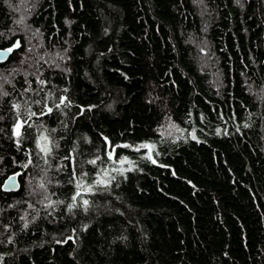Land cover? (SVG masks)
<instances>
[{
  "label": "trees",
  "instance_id": "16d2710c",
  "mask_svg": "<svg viewBox=\"0 0 264 264\" xmlns=\"http://www.w3.org/2000/svg\"><path fill=\"white\" fill-rule=\"evenodd\" d=\"M17 41L0 264H264V0H0Z\"/></svg>",
  "mask_w": 264,
  "mask_h": 264
},
{
  "label": "snow or ice",
  "instance_id": "6c2138e0",
  "mask_svg": "<svg viewBox=\"0 0 264 264\" xmlns=\"http://www.w3.org/2000/svg\"><path fill=\"white\" fill-rule=\"evenodd\" d=\"M17 47H19V42L18 41H17L16 44H14L12 47L6 49L5 51L8 52V53H11L13 51V49L17 48ZM41 83H43V82H41ZM5 95H6V93H5ZM65 99L66 98H62L61 103H63ZM37 103H39V101H37ZM16 107H19V105H16ZM51 111H52V109L48 108V112H51ZM42 114H44V113H42ZM22 127H23V124L21 122H17L16 123V126H15V129H16L15 134H16V136H18V137L20 136V134H21L20 133V129ZM47 139H48L47 137H44V136L41 137V140H43L45 142L47 141ZM193 139H195L194 135H193ZM117 147H121V146H117ZM123 147H131V146L130 145H123ZM140 147L147 148V149H149V151H151V149L153 148V145L143 144ZM136 150L138 151L139 149H136ZM41 151L47 152V151H50V149L45 144V145L41 146ZM114 151H115V148H113L112 151L108 153L109 159H112ZM148 158L151 159V156H149ZM97 159H99V157H97ZM96 162L97 161L95 159L92 160V161H89V163H91V164H96ZM152 162L155 163L154 160ZM29 163H31V161H29ZM125 163H131V162L128 161L127 157H122L119 160V164L123 165ZM23 166L27 167L28 165L25 164ZM113 171H121L122 172V169H113ZM17 175H19V173H17ZM12 179H13V177H9V180H12ZM111 179H114V177H110L109 172L106 169H103V170H101L100 173L97 174V176L95 178V181H94V185L103 186V187L106 188L108 186V184L111 182ZM77 187H78V189L83 187L85 191L91 192L93 185L78 184ZM76 195L77 196L80 195V192L77 191ZM75 199H76V196H73V200H75ZM88 203L89 202L87 200L83 201L84 205H87ZM25 226H27V225H25ZM69 239H71V237Z\"/></svg>",
  "mask_w": 264,
  "mask_h": 264
},
{
  "label": "water",
  "instance_id": "95a60500",
  "mask_svg": "<svg viewBox=\"0 0 264 264\" xmlns=\"http://www.w3.org/2000/svg\"><path fill=\"white\" fill-rule=\"evenodd\" d=\"M7 48H4V49H0V62L6 60L7 56L10 54L8 52H6ZM18 122H21L20 120ZM22 123V122H21ZM16 130V129H15ZM113 149V148H112ZM112 151V150H111ZM111 151H107V155L109 152ZM109 157V156H108ZM9 177H13L12 180H9ZM19 186V182L17 180V174L14 173V174H11L9 175L3 182L2 184V188L4 190H16Z\"/></svg>",
  "mask_w": 264,
  "mask_h": 264
},
{
  "label": "rangeland",
  "instance_id": "374dc122",
  "mask_svg": "<svg viewBox=\"0 0 264 264\" xmlns=\"http://www.w3.org/2000/svg\"><path fill=\"white\" fill-rule=\"evenodd\" d=\"M147 144H149V143H147ZM108 151H111V150H108ZM147 152H148V154L151 153V151H149V149H147ZM112 158H113V157H112ZM121 158H122V157L114 159L115 163H117L120 167H122V165L119 164V160H120ZM124 165L126 166V163H125ZM128 165H129V164H127V166H128ZM123 167H124V166H123Z\"/></svg>",
  "mask_w": 264,
  "mask_h": 264
}]
</instances>
